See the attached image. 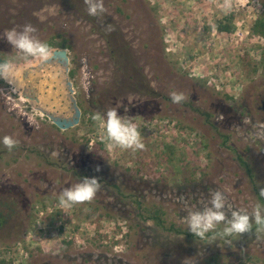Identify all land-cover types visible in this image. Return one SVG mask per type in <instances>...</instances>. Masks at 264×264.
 <instances>
[{
  "label": "rangeland",
  "instance_id": "rangeland-1",
  "mask_svg": "<svg viewBox=\"0 0 264 264\" xmlns=\"http://www.w3.org/2000/svg\"><path fill=\"white\" fill-rule=\"evenodd\" d=\"M104 6L93 17L84 0H0V37L30 23L68 51L82 110L79 125L58 128L38 106L68 116L62 67L25 76L45 59H21L0 38V57L17 69L11 83L0 79V264H264L254 221L251 234L215 239L186 224L216 190L229 216L264 205V39L253 33L264 0ZM227 21L232 31H219ZM172 91L186 99L173 103ZM112 107L141 131L144 150L107 146L91 117ZM6 135L19 141L12 151ZM83 177L99 178L96 197L62 208L60 192Z\"/></svg>",
  "mask_w": 264,
  "mask_h": 264
},
{
  "label": "clouds",
  "instance_id": "clouds-1",
  "mask_svg": "<svg viewBox=\"0 0 264 264\" xmlns=\"http://www.w3.org/2000/svg\"><path fill=\"white\" fill-rule=\"evenodd\" d=\"M89 16L97 17L106 12L104 0H84ZM110 27V26H109ZM37 29L30 23L22 26L20 30L15 28L8 30L0 38H6L7 42L19 55V58L39 57L46 59L49 56V46L42 42L36 35ZM17 69L8 61H0V79L11 83L15 78ZM173 103H182L186 97L182 92L172 91L169 93ZM91 119L99 122L104 130V139L109 148L119 147L125 150H144L141 131L131 120L125 119L118 114L116 107H112L106 113L96 112ZM2 143L9 151L19 146V141L12 136H4ZM97 171L100 169L97 168ZM101 182L97 177H83L74 186L65 187L59 194L58 202L62 208H71L75 205L90 203L100 190ZM259 195L264 197V187L260 188ZM226 196L216 190L211 193L208 204L201 210L188 213L186 224L188 231L195 237L204 239L209 233L216 236L231 237L233 235L251 234L253 221L257 226L256 231H264V205L257 203L253 212L248 214L246 210H233L230 216L225 211ZM223 228L217 231L219 225Z\"/></svg>",
  "mask_w": 264,
  "mask_h": 264
},
{
  "label": "water",
  "instance_id": "water-1",
  "mask_svg": "<svg viewBox=\"0 0 264 264\" xmlns=\"http://www.w3.org/2000/svg\"><path fill=\"white\" fill-rule=\"evenodd\" d=\"M0 61H8L0 57ZM9 62V61H8ZM10 63V62H9ZM46 65L61 66L62 83L65 86L64 107L66 116L62 113L63 109L59 108V111L51 110L45 106H38V110L45 114L52 122L60 129L67 130L80 124L82 118V110L78 105V101L74 94L76 93L73 83L70 81V58L68 51L65 49L55 50L52 55L45 59L37 66H33L30 70L25 71V76L31 74L33 71L39 72ZM37 103L40 102L39 98H35Z\"/></svg>",
  "mask_w": 264,
  "mask_h": 264
},
{
  "label": "trees",
  "instance_id": "trees-1",
  "mask_svg": "<svg viewBox=\"0 0 264 264\" xmlns=\"http://www.w3.org/2000/svg\"><path fill=\"white\" fill-rule=\"evenodd\" d=\"M217 28L219 29V31L221 32H231L232 31V25L230 21L227 22H219L217 25ZM253 33H255V35L261 36L264 39V7H263V14L257 19V21L255 22L254 26H253ZM49 46V45H48ZM62 47V46H55V45H50L49 46V52ZM73 75V74H72ZM85 112L83 113V116L85 117ZM241 162L244 164V166L247 167V163L244 160H241ZM247 170L249 172H251V170L249 169V167L247 168ZM252 175V173H250ZM260 199L262 202H264V198L261 197L259 195ZM4 213L1 211L0 212V228L4 227V225L6 224V217L3 215ZM8 216V215H7Z\"/></svg>",
  "mask_w": 264,
  "mask_h": 264
},
{
  "label": "flooded vegetation",
  "instance_id": "flooded-vegetation-1",
  "mask_svg": "<svg viewBox=\"0 0 264 264\" xmlns=\"http://www.w3.org/2000/svg\"><path fill=\"white\" fill-rule=\"evenodd\" d=\"M26 90V89H25ZM28 90V89H27ZM26 90V91H27ZM32 95V94H31ZM261 107V109H263L264 110V100L262 101V105L260 106Z\"/></svg>",
  "mask_w": 264,
  "mask_h": 264
},
{
  "label": "built area",
  "instance_id": "built-area-1",
  "mask_svg": "<svg viewBox=\"0 0 264 264\" xmlns=\"http://www.w3.org/2000/svg\"><path fill=\"white\" fill-rule=\"evenodd\" d=\"M20 257H22V260H25L23 252L22 253L20 252Z\"/></svg>",
  "mask_w": 264,
  "mask_h": 264
}]
</instances>
